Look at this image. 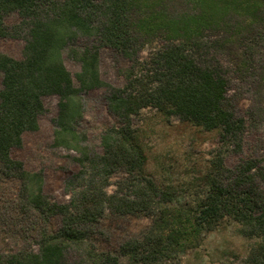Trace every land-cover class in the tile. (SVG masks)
<instances>
[{
  "label": "trees",
  "instance_id": "16d2710c",
  "mask_svg": "<svg viewBox=\"0 0 264 264\" xmlns=\"http://www.w3.org/2000/svg\"><path fill=\"white\" fill-rule=\"evenodd\" d=\"M18 13L12 29L6 17ZM28 36L23 57L0 52V172L22 184V207L42 219L38 249L0 252V264H173L198 248L224 221L254 239L243 264H264V166L246 159L235 170L217 156L204 176L206 190L193 205L179 204L175 192L147 174V155L133 117L146 107L176 116L205 130H220L241 150L244 119L228 104L231 68L264 85V0H0V37ZM84 41L85 43H81ZM151 67L136 70L139 54L154 42ZM111 48L132 65L122 70L121 87L103 80L100 52ZM80 63L78 86L62 54ZM232 60V59H231ZM235 64V63H234ZM106 88L108 108L118 124L102 134V150L84 145L76 123L79 94ZM59 97L55 144L78 152L79 170L67 182L68 202L46 198L42 177L12 157L23 135L39 128L43 97ZM124 177L110 192L112 177ZM107 213L147 215L141 237L100 249L95 232ZM57 229H50L53 218ZM72 253L75 259L69 262Z\"/></svg>",
  "mask_w": 264,
  "mask_h": 264
},
{
  "label": "rangeland",
  "instance_id": "374dc122",
  "mask_svg": "<svg viewBox=\"0 0 264 264\" xmlns=\"http://www.w3.org/2000/svg\"><path fill=\"white\" fill-rule=\"evenodd\" d=\"M6 24L13 28L21 21L18 13L6 17ZM27 32L20 36L0 37V52L14 58L23 57ZM81 43H85L81 41ZM160 42L148 44L139 54L138 72L151 67V60ZM235 54L227 59L232 69L228 84V104L236 117L244 119L241 150L230 140H225L220 130H205L176 116H166L154 107L142 109L133 117L140 140L147 155L146 171L156 183L175 192L179 204L193 205L206 190L204 176L212 169L211 161L217 156L224 167L235 170L246 159H257L264 166V85L254 76L238 71ZM64 62L78 86L77 73L80 63L62 54ZM232 59V60H231ZM235 63V64H234ZM132 62L111 48L100 52V71L103 80L121 87L125 83L122 70ZM3 73L0 71V89ZM109 92L106 88L82 91L79 94L80 117L76 130L85 136V144L93 151H101L103 132L118 124L117 117L108 108ZM46 112L39 117V128L23 135V145L12 149L13 158L21 160L31 173L42 177L43 193L47 199L68 202L69 178L79 170L75 157L78 152L67 146L55 144L59 97H43ZM124 171L118 170L112 177L108 190L112 192ZM264 188V184H262ZM20 180L8 178L0 172V252L11 253L22 249H38V234L42 219L36 212L25 210L21 201ZM152 217L147 215H115L107 213L98 225L95 239L100 249L119 253L120 245L132 238L141 237L150 227ZM60 219L53 218L49 227L58 228ZM254 239L240 234L239 225L224 221L216 230L205 235L202 244L182 255L173 264H243ZM75 259L70 256L69 262ZM122 264H136L124 256Z\"/></svg>",
  "mask_w": 264,
  "mask_h": 264
}]
</instances>
